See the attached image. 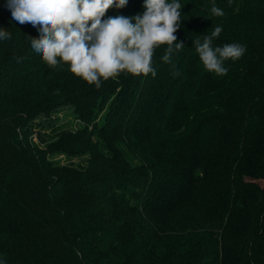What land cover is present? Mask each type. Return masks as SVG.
Returning a JSON list of instances; mask_svg holds the SVG:
<instances>
[{"label": "trees", "instance_id": "16d2710c", "mask_svg": "<svg viewBox=\"0 0 264 264\" xmlns=\"http://www.w3.org/2000/svg\"><path fill=\"white\" fill-rule=\"evenodd\" d=\"M177 2L170 62L162 45L155 77L96 88L44 62L0 0V264H264V0ZM217 26L213 48L246 49L223 76L194 44ZM65 106L73 127L51 118Z\"/></svg>", "mask_w": 264, "mask_h": 264}, {"label": "clouds", "instance_id": "9594fccd", "mask_svg": "<svg viewBox=\"0 0 264 264\" xmlns=\"http://www.w3.org/2000/svg\"><path fill=\"white\" fill-rule=\"evenodd\" d=\"M128 0H8L12 18L20 24L38 27L39 39L31 40V47L42 54L50 66L62 62L70 66L71 73L96 88L101 79L107 81L122 72L133 76L153 77L155 50L167 45L162 57L170 62L173 52L183 47L176 43L175 35L180 22L181 4L177 0H144V11L133 19L118 16L102 19L115 6L122 8ZM211 13L222 17L224 12L215 4ZM217 26L203 42L194 41L196 52L206 71L223 76L228 69L226 60H238L244 55V46L231 43L213 48V39L220 36ZM10 33L0 30V40Z\"/></svg>", "mask_w": 264, "mask_h": 264}, {"label": "rangeland", "instance_id": "374dc122", "mask_svg": "<svg viewBox=\"0 0 264 264\" xmlns=\"http://www.w3.org/2000/svg\"><path fill=\"white\" fill-rule=\"evenodd\" d=\"M41 118L44 119L43 117ZM51 118L54 120L57 119V123H64V122L67 123L68 122L71 124L72 127L76 124L75 122L76 120H74L73 116L70 115V110L68 106L62 107L60 110L57 111V114L56 113L51 114ZM36 119L38 120L40 119V117ZM58 157L61 159V161L68 162V158L66 156L60 155ZM71 161L74 164H77V163H80V158L75 157V158H72Z\"/></svg>", "mask_w": 264, "mask_h": 264}]
</instances>
